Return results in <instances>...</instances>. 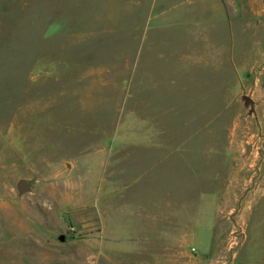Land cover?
Here are the masks:
<instances>
[{
  "label": "rangeland",
  "instance_id": "374dc122",
  "mask_svg": "<svg viewBox=\"0 0 264 264\" xmlns=\"http://www.w3.org/2000/svg\"><path fill=\"white\" fill-rule=\"evenodd\" d=\"M188 7L0 0V264H264V57Z\"/></svg>",
  "mask_w": 264,
  "mask_h": 264
},
{
  "label": "crops",
  "instance_id": "0c3cea01",
  "mask_svg": "<svg viewBox=\"0 0 264 264\" xmlns=\"http://www.w3.org/2000/svg\"><path fill=\"white\" fill-rule=\"evenodd\" d=\"M185 20L198 25L217 27L221 23L227 34L226 49L230 59H245L236 66L237 73L247 74L253 67L254 58L264 57V0H186ZM198 3V4H197ZM194 4H197L196 6ZM191 21V22H190ZM197 22V23H198ZM224 30V28H223ZM249 43L238 46V42ZM242 47V48H241ZM240 67H243L242 69Z\"/></svg>",
  "mask_w": 264,
  "mask_h": 264
},
{
  "label": "water",
  "instance_id": "95a60500",
  "mask_svg": "<svg viewBox=\"0 0 264 264\" xmlns=\"http://www.w3.org/2000/svg\"><path fill=\"white\" fill-rule=\"evenodd\" d=\"M18 194H24L30 191V185L26 180H20L16 185Z\"/></svg>",
  "mask_w": 264,
  "mask_h": 264
}]
</instances>
